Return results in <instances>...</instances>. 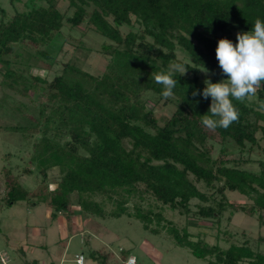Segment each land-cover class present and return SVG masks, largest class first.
<instances>
[{
    "label": "trees",
    "instance_id": "obj_1",
    "mask_svg": "<svg viewBox=\"0 0 264 264\" xmlns=\"http://www.w3.org/2000/svg\"><path fill=\"white\" fill-rule=\"evenodd\" d=\"M19 1L10 0L12 15L0 6V75L10 95L18 97L15 114L32 119V124L11 129L32 144L31 159L41 180L30 191L13 176L0 195V208L22 200L32 206L45 203L56 217L69 210L76 193L81 215L89 221L127 215L153 233L165 229L177 245L208 264H264V250L245 231L240 242L220 228L226 213L228 220L243 212L264 224V111L258 110L264 88L245 103L233 101L239 119L227 129L203 126L201 115L208 112L211 98L192 95L203 90L206 78H226L216 59L217 42L222 37L236 41V33L251 30L256 18L264 21V0H68L65 10L59 0H27L22 11L16 7ZM67 23L71 30L85 23L105 38V70L93 73L63 61L62 71L51 79L33 74L30 58L47 69L54 65L47 46L66 43ZM123 26L130 29L123 31ZM173 62L186 64L187 72L175 75L174 96L165 99L151 73L168 71ZM204 67L207 73L199 70ZM23 99L36 114H30ZM160 102L175 108L163 124L155 111ZM212 132L221 138V156L207 166L210 148L205 143ZM226 141L239 147V157L227 156L232 152L223 146ZM256 149L263 155L255 160L258 171L242 165L253 160ZM54 168L59 174L50 177ZM228 192L249 201L237 204ZM104 200L114 207L108 210ZM145 200H154L161 210L155 211L151 202L144 206ZM165 207L187 220L211 221L217 239L228 245L211 244L204 234L194 238L188 224L164 216ZM119 254L90 252L99 264H126L131 250Z\"/></svg>",
    "mask_w": 264,
    "mask_h": 264
},
{
    "label": "rangeland",
    "instance_id": "obj_2",
    "mask_svg": "<svg viewBox=\"0 0 264 264\" xmlns=\"http://www.w3.org/2000/svg\"><path fill=\"white\" fill-rule=\"evenodd\" d=\"M26 1L21 0L16 2V7L20 11L25 10ZM58 5L62 10H65L68 6V0H59ZM0 6L6 8L10 15L14 13L10 0H0ZM69 26L70 23H67L66 28L63 30L62 37L64 36L68 39L61 48L58 43L47 46V50L52 56L50 61L54 62L53 66L49 69L38 66L40 61L34 57L30 58L29 62L34 65L31 70L33 74H39L51 79L54 74L62 71L63 61H71L93 73H101L105 70L109 60V57L101 52V45L105 38L102 35H98L95 30L85 28V23L80 26V30H71ZM128 29L130 28L122 27L123 31H128ZM81 42L83 43L82 45H80ZM235 42L233 41L234 44ZM25 50L31 51L29 48ZM179 57H182L180 52ZM26 59L27 57H24L20 60L26 61ZM1 81L2 77L0 75V195H3L7 191L8 184L13 176H16L28 190L32 191L39 185L41 180L35 162L31 159L32 144L21 138V131L11 129V126L17 124H32V119L26 118L25 120L22 118L23 116L19 117L15 114L13 105L15 101H18V97L11 96L10 89L6 84H2ZM23 102L28 105L27 110L31 112V115L37 113V109L32 106L29 100L23 99ZM150 105L152 104L150 103ZM174 109L172 105L159 103L155 111L161 124L172 114ZM212 133V139L205 143V146L210 148V153L206 154L207 158L204 160V164L207 166H212L214 160L221 156L219 151L221 138L217 133ZM262 144H264V141H262ZM223 146L229 147L228 150L232 152L227 155L228 157H239L240 149L238 146L229 141L224 142ZM244 156L247 157V153ZM262 156L261 152L256 149L252 153L253 160L244 162L242 165L258 171L259 166L255 160ZM27 169L32 172H26ZM58 174L57 168L49 172L50 177L57 176ZM198 185L201 189H204L202 183ZM55 186L56 183L50 184V188H55ZM71 197L75 216L79 218L77 194H72ZM228 197L237 204L249 201L246 196L239 192H228ZM96 199L102 200L103 197L96 196ZM148 202L152 203L151 207L155 211L161 210L154 200H145L143 202L144 206L148 207ZM196 202L198 201L193 200V203ZM104 204L108 210L115 205L112 201L108 200H104ZM48 209L45 203L32 206L23 200L0 208V252L7 250L8 256L11 259L8 264H35L32 263L33 258L46 259L48 256L45 255L47 253L46 250H44L45 252L35 251L32 253L27 251L28 248L24 249L26 252L23 249L19 250L20 247L19 249H13L11 245L8 246L9 239L6 237V233L8 235L11 234L10 236L14 238L25 239L29 235L27 234L28 229L29 233L30 228L32 229L33 226H42L52 229V232L49 233L50 240L62 239L60 230L61 217L56 218L51 215L47 217ZM163 213L166 218L177 222L181 226L188 224V230L194 235V238L198 234H204L211 244L219 243L225 247L228 245L224 239H217L218 228L212 226V222L209 220H194L192 218L187 220L167 207L163 209ZM66 214L62 217L72 219V213ZM227 216L228 213L222 219L220 228L228 229L232 233L233 240L239 239L242 242V234L245 231V236L249 237L254 245H259L260 249L264 250V224L259 222L257 216H251L243 212L235 213L230 220L227 219ZM87 219L84 218V224L87 228L86 236L88 237V233H91V238L90 240L86 238V241L83 242L80 230H78L71 238V244L68 249L70 256H73L76 251H84L90 257L92 250L105 249L114 251L116 257L119 258L120 251L125 248L131 250V255L135 256L137 260L136 264H208L205 259L191 253L188 248L177 245L165 229L160 233H153L145 228L142 221L136 218L122 215L120 217H95L94 222ZM186 221L188 222L186 223ZM260 237L263 238L261 241H259ZM56 247L57 251H52V257L54 254L60 255L58 252V249H60L59 244ZM95 264L99 263L96 262Z\"/></svg>",
    "mask_w": 264,
    "mask_h": 264
},
{
    "label": "clouds",
    "instance_id": "obj_3",
    "mask_svg": "<svg viewBox=\"0 0 264 264\" xmlns=\"http://www.w3.org/2000/svg\"><path fill=\"white\" fill-rule=\"evenodd\" d=\"M216 59L222 74L226 77L218 82L204 80L202 91L194 90L192 95L204 99L211 98L208 112L201 115V123L207 129H227L239 119V110L233 103H245L256 97L264 88V21L256 18L249 31L237 32L236 42L222 37L217 42ZM199 69L207 73L208 70ZM186 64L173 62L168 71L151 73L156 84L162 86L161 95L168 99L174 96L178 81L175 75H185ZM264 111V101L259 102V109Z\"/></svg>",
    "mask_w": 264,
    "mask_h": 264
},
{
    "label": "crops",
    "instance_id": "obj_4",
    "mask_svg": "<svg viewBox=\"0 0 264 264\" xmlns=\"http://www.w3.org/2000/svg\"><path fill=\"white\" fill-rule=\"evenodd\" d=\"M72 206L73 204L70 205V208L68 211L59 212L57 213V216H56V218H58L59 216L61 217L60 218V230L62 233L61 240H58V239L50 240L49 233L52 232V229H49L48 227L45 228L42 226H37V227L33 226L32 229L30 228L29 233H28L29 229L27 230V234H29L30 236L27 235L25 239H19L18 237L14 238L10 236L11 234L8 235L6 233V237H8L9 239L8 246L11 245L13 249H17V248L19 249L20 247L19 250H22V249L24 250L25 248H28L27 251L32 252V253H34L35 251L45 252L44 250H46L47 253L45 255L48 256L49 258L48 257L46 259L37 258V257L33 258L32 263H35V264H76V261H75L76 255L80 253H83L85 255V264H95L96 261L91 256L89 257V255H87L84 251H76L73 256H70L68 254V249L71 244V238L74 236V234H76L78 230H80V234L82 236L81 239L83 240V242L86 241V238L87 240H90L91 238V233H88V237L86 236L87 228L84 224L85 221H84V217L81 215L80 207L78 210L79 211L78 212L79 218H78L77 216H75V211L73 210ZM48 208L49 209H48L47 217H50L53 209H51L49 206ZM66 213H69V214L72 213V219H66L65 217L63 218L62 217L63 215H67ZM87 220L89 221L90 218H88ZM69 232H71V234H69ZM58 244L60 246V249H58V252L60 255L54 254V256L52 257V251H55V252L57 251L56 246ZM4 252L7 253V250L0 252V256ZM10 260L11 259L9 256L8 263H10ZM0 263L3 264L1 262V259H0Z\"/></svg>",
    "mask_w": 264,
    "mask_h": 264
},
{
    "label": "built area",
    "instance_id": "obj_5",
    "mask_svg": "<svg viewBox=\"0 0 264 264\" xmlns=\"http://www.w3.org/2000/svg\"><path fill=\"white\" fill-rule=\"evenodd\" d=\"M1 262L3 264H8L9 256L6 252L2 253L0 256ZM76 264H85V255L83 253L77 254L75 258ZM126 264H136V258L133 255H130L126 262Z\"/></svg>",
    "mask_w": 264,
    "mask_h": 264
}]
</instances>
